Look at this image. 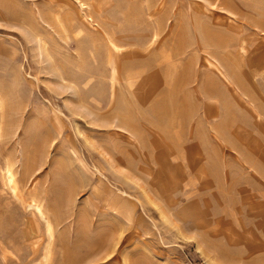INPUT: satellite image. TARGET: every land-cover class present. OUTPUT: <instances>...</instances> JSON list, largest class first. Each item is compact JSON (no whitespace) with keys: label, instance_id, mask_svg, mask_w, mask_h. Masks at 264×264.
I'll use <instances>...</instances> for the list:
<instances>
[{"label":"rangeland","instance_id":"374dc122","mask_svg":"<svg viewBox=\"0 0 264 264\" xmlns=\"http://www.w3.org/2000/svg\"><path fill=\"white\" fill-rule=\"evenodd\" d=\"M0 264H264V0H0Z\"/></svg>","mask_w":264,"mask_h":264},{"label":"bare ground","instance_id":"6f19581e","mask_svg":"<svg viewBox=\"0 0 264 264\" xmlns=\"http://www.w3.org/2000/svg\"><path fill=\"white\" fill-rule=\"evenodd\" d=\"M209 29V28H208ZM208 31V30H207ZM210 31V30H209ZM211 31H212V29H211ZM207 33H210V32H207ZM212 33H214V34H216L217 32H212ZM211 33V34H212ZM211 34L210 35H207L208 37L209 36H211ZM213 35V34H212ZM219 35H220V33H219ZM223 36V35H222ZM212 37V36H211ZM214 37V36H213ZM212 37V38H213ZM221 37V36H220ZM210 38V37H209ZM215 38H219V37H216V35H215ZM219 40H222V37H221V39H219ZM212 41H214L213 39H212ZM223 41V40H222ZM215 43V42H214ZM216 43H218V44H220L221 42H217L216 41ZM113 49V48H112ZM110 64H111V67H112V85L114 84V82H115V79H116V77H117V74H116V67L114 66L115 65V59H113V58H110ZM213 91H215V90H212L211 91V93H213ZM213 94H216V93H213ZM114 97H115V94H114V87H112V93H111V96H110V105L113 103V100H114ZM109 105V106H110ZM6 168H7V166H6ZM11 169V168H10ZM11 172V171H10ZM10 172H9V168H8V170H5V174H6V184L8 185V187L10 188V190L12 191V192H15V188L13 187L14 185H16L15 184V181H14V176L12 175V174H10ZM35 209L39 212V214H42L41 213V211H40V208L38 207V206H36L35 207Z\"/></svg>","mask_w":264,"mask_h":264}]
</instances>
